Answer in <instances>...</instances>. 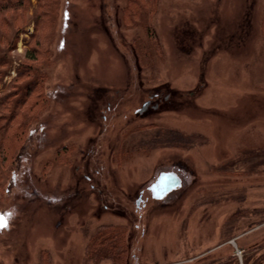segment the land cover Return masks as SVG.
<instances>
[{
	"label": "rangeland",
	"instance_id": "rangeland-1",
	"mask_svg": "<svg viewBox=\"0 0 264 264\" xmlns=\"http://www.w3.org/2000/svg\"><path fill=\"white\" fill-rule=\"evenodd\" d=\"M28 2L0 6V264H115L86 252L117 226L128 264H264V0H160L154 61L128 0Z\"/></svg>",
	"mask_w": 264,
	"mask_h": 264
},
{
	"label": "trees",
	"instance_id": "trees-1",
	"mask_svg": "<svg viewBox=\"0 0 264 264\" xmlns=\"http://www.w3.org/2000/svg\"><path fill=\"white\" fill-rule=\"evenodd\" d=\"M29 0H0V6L1 4H5L7 8L6 10L8 12L12 13V17H17L20 18V16L23 14H20L19 12L23 9V7H26V3ZM160 0H128V3L126 4L124 8V16L126 19V22L133 27H138V26H144L147 31L148 38L143 39L141 38L139 40V47L142 48V54L145 59H152L153 61L155 60V54L154 52L151 51V46L155 49H162L163 50V45L161 41L158 40L157 35L155 34L154 28L152 27V19L155 16L156 12L158 11V5H159ZM3 9V8H0ZM25 9V8H24ZM23 9V10H24ZM22 17V16H21ZM17 18L14 19V22L17 21ZM11 21V18H9ZM0 21L7 27L10 26L8 23V20L6 18H1ZM22 23L24 22L23 20L21 21ZM1 30V29H0ZM154 41V42H153ZM155 55V56H154ZM37 55L35 53L33 56H29V60L35 61L37 60ZM4 62V59L0 58V64ZM35 108H33L34 110ZM31 109V111H33ZM29 117L27 119V115L23 119V122L21 126L18 127L17 133L14 134V138L17 140H23L24 134L29 131ZM170 131V132H169ZM164 133L167 135L171 134L172 137H168L170 139H167V144H171L173 139L180 140L179 137H175L176 133L173 130H165ZM184 143L187 144H192L195 142H200L203 143L205 140L200 139L198 140L199 136L198 135H191V136H181ZM173 138V139H172ZM11 139H13L11 137ZM161 140V139H159ZM11 141L9 140V137L6 136L4 138V143H2L3 148L6 146V144H9L8 142ZM163 141V140H162ZM161 142V141H160ZM6 143V144H5ZM106 229L104 230V227L101 228L98 232V235L95 236L94 243L89 247V249L86 252V257L87 260L91 259H97L99 261H104V260H110L114 262L115 264H128L127 262V249H128V239L126 235V231L122 227H105ZM46 256H44V259Z\"/></svg>",
	"mask_w": 264,
	"mask_h": 264
},
{
	"label": "water",
	"instance_id": "water-1",
	"mask_svg": "<svg viewBox=\"0 0 264 264\" xmlns=\"http://www.w3.org/2000/svg\"><path fill=\"white\" fill-rule=\"evenodd\" d=\"M150 102H146L142 108L138 110L143 113L147 110ZM182 184L181 178L175 172H163L158 177L157 181L151 186L153 196L156 199L164 198L169 192L177 189Z\"/></svg>",
	"mask_w": 264,
	"mask_h": 264
},
{
	"label": "flooded vegetation",
	"instance_id": "flooded-vegetation-1",
	"mask_svg": "<svg viewBox=\"0 0 264 264\" xmlns=\"http://www.w3.org/2000/svg\"><path fill=\"white\" fill-rule=\"evenodd\" d=\"M153 98H154V97H151L148 101H145V103H146V102H150V105L148 106L147 109H149V107L152 106ZM145 103H144V104H145ZM144 104H143V105H144ZM142 107H143V106H142ZM142 107H141V108H142ZM154 107H155V108H158V104L154 105ZM138 110H139V109H138ZM138 110H137V112H138ZM164 172H175V171H164ZM162 173H163V172H162ZM159 176H160V175H159ZM159 176H158V177H159ZM158 177H157V179H158ZM157 179H156V181H157ZM181 180H182V179H181ZM156 181H155V182H156ZM155 182H154V183H155ZM154 183H153V184H154ZM153 184H152V185H153ZM182 184H183V181H182ZM182 184H181V185H182ZM152 185H151V186H152ZM151 186H150V190H151ZM180 187H181V186H180ZM180 187H178L177 189H179ZM177 189L172 190L171 192H169L164 198L168 197L171 193H173V192L176 191ZM151 192H152V195H153V191H152V190H151ZM140 198H142V197L140 196ZM164 198H162V199H164ZM155 199H156V198H155ZM137 204L139 205V202H138V201H137Z\"/></svg>",
	"mask_w": 264,
	"mask_h": 264
},
{
	"label": "crops",
	"instance_id": "crops-1",
	"mask_svg": "<svg viewBox=\"0 0 264 264\" xmlns=\"http://www.w3.org/2000/svg\"><path fill=\"white\" fill-rule=\"evenodd\" d=\"M244 248L241 250V249H236V254H238L240 257H241V255H242V253H244ZM260 251H262L261 249H256V250H253L252 252H249L250 254L249 255H251L252 256V258H254L253 256L254 255H257V254H259V252ZM255 260H253V262H252V264H257L258 262H256Z\"/></svg>",
	"mask_w": 264,
	"mask_h": 264
},
{
	"label": "snow or ice",
	"instance_id": "snow-or-ice-1",
	"mask_svg": "<svg viewBox=\"0 0 264 264\" xmlns=\"http://www.w3.org/2000/svg\"><path fill=\"white\" fill-rule=\"evenodd\" d=\"M0 226H6V224H4V223L0 222Z\"/></svg>",
	"mask_w": 264,
	"mask_h": 264
}]
</instances>
